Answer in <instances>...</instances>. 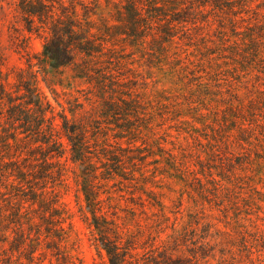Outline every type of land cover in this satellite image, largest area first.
<instances>
[{
    "label": "rangeland",
    "instance_id": "1",
    "mask_svg": "<svg viewBox=\"0 0 264 264\" xmlns=\"http://www.w3.org/2000/svg\"><path fill=\"white\" fill-rule=\"evenodd\" d=\"M19 2L0 3V81L13 87L15 71L28 69L26 49L34 57L39 88L56 111L61 103L68 112L70 95L85 103L100 122V145L107 148L94 163L109 219L130 233L140 226L142 239L159 235L166 244L173 234L206 224L220 231L218 241L239 245L241 232L264 238V0H247L244 8L235 3L234 11L208 7V17L201 16L197 26L188 24L187 33L181 31L168 44L148 37L133 45L115 36L108 45L116 49L125 83L121 91L131 94L125 97L133 105L121 103L118 115L101 103L92 111L86 99L97 98L85 80L73 82L72 66L40 68L44 39L24 30ZM77 11L84 22L85 11L81 6ZM95 11L109 25L121 24L114 4L103 0ZM92 13L100 29L93 31L101 36L105 29ZM61 162L65 182L57 191L67 211V230L71 224L66 251L82 264H107L83 222V213L91 217L77 183L85 167L68 156ZM260 250L250 262L235 248L236 264H264Z\"/></svg>",
    "mask_w": 264,
    "mask_h": 264
},
{
    "label": "trees",
    "instance_id": "2",
    "mask_svg": "<svg viewBox=\"0 0 264 264\" xmlns=\"http://www.w3.org/2000/svg\"><path fill=\"white\" fill-rule=\"evenodd\" d=\"M10 1L0 0V3ZM117 1L105 0L107 5L118 8L116 20L121 24L114 26L95 11L102 8L103 0H92L91 10L85 0H20L18 8L24 30L44 39L43 52L37 59L40 68L72 66L73 82L85 80L97 98L94 102L86 99L93 103L92 111L97 109L95 104L101 103L106 112L115 115L119 114L121 103L133 108L132 101L125 97L131 98V94L121 91L125 85L118 72L121 61L113 45H108L115 36H123L133 45L146 43L148 37L153 43H172L178 33H187L188 24L197 26L201 16L208 17L205 13L208 7L212 11L227 7L234 11L235 3L244 8L247 2ZM78 6L85 11L84 22L79 18ZM91 12L99 17L105 29L101 36L93 31L97 27ZM25 52L28 69L15 71L14 86L0 81V264H45L46 261L82 264L67 253L64 245L71 224L67 230V211L57 184L62 186L65 182V164L61 162L65 156L85 167L77 183L82 186L91 217L83 213V222L91 230L99 255L104 258L105 253L107 264H236L235 248L245 252L250 262L252 255L263 251L260 248H264V238H248L247 233L241 232L239 245L228 239L218 241L220 231L213 232L210 224L181 236L173 234L171 243L166 244L159 235L150 234L142 239L140 226L130 233L116 219H109L103 208V186L94 163L95 158L100 160L101 151L107 150L100 145V122L93 120L80 98L71 95L67 100L69 113L61 103H58L61 111H56L32 71L34 57L26 49ZM49 88L53 94L61 95ZM181 247L185 249L179 251ZM178 252L181 254L177 255Z\"/></svg>",
    "mask_w": 264,
    "mask_h": 264
}]
</instances>
